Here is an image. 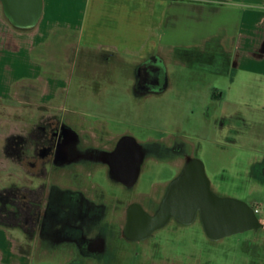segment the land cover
Segmentation results:
<instances>
[{
	"label": "rangeland",
	"instance_id": "rangeland-1",
	"mask_svg": "<svg viewBox=\"0 0 264 264\" xmlns=\"http://www.w3.org/2000/svg\"><path fill=\"white\" fill-rule=\"evenodd\" d=\"M56 37L38 51L48 58L42 63L44 69L64 82L65 88L51 103L62 106L27 104L20 95L21 102L17 104L0 102V188H20L22 198L28 200L29 189L47 185L50 179L68 184L69 178L59 170L51 171L47 177L36 175L31 164L34 136L51 116L64 118L76 129L82 121L107 138L130 133L142 142H179L186 153L203 163L216 195L259 206L258 216L262 218L257 229L217 240L206 235L201 219L196 218L179 229L166 253L186 264H264V175L259 168L264 162V75L228 68L220 61L210 63L206 56L193 51L177 50L165 62L167 88L160 93L138 94L133 89L137 75L131 68L134 59L117 58L106 66L98 61L86 69L77 48L66 46L65 40ZM213 92L222 99L212 100ZM11 135L28 140L21 158L6 154ZM148 166L133 192L149 190L157 177L164 184L159 189L163 191L178 176L172 161ZM73 180L80 186L78 175ZM85 181L102 182L106 193L124 195V190L105 175L85 177ZM45 195L46 192L42 194L43 205ZM31 236L25 228L0 226V264H85L75 247L70 251L64 244L51 250L44 237L38 233ZM124 261L142 262L135 253L128 254Z\"/></svg>",
	"mask_w": 264,
	"mask_h": 264
},
{
	"label": "flooded vegetation",
	"instance_id": "flooded-vegetation-1",
	"mask_svg": "<svg viewBox=\"0 0 264 264\" xmlns=\"http://www.w3.org/2000/svg\"><path fill=\"white\" fill-rule=\"evenodd\" d=\"M136 85L138 94L165 90V63L160 59L141 63ZM220 96L213 92L210 97L217 101L222 99ZM39 130L32 145L35 174L51 176V171L59 170L70 181L60 185L50 179L47 185L32 188L36 205L30 226L32 238L38 233L51 250L64 244L70 251L75 247L85 264H125V257L131 253L140 257L139 264H186L166 253L167 245L181 227L200 218L199 214L192 221H183L173 214L161 213L172 181L159 191L164 184L157 177L149 190L133 192L151 163L158 166L172 161L179 176L186 163L195 159L185 152L183 144L142 142L130 133L107 138L83 123L76 129L58 115L47 118ZM259 168L264 175V162ZM98 174L121 187L124 195L106 193L102 182H84L85 177L94 179ZM74 175L80 177V186L74 183ZM259 213L256 215L260 222ZM193 257L191 253L189 258Z\"/></svg>",
	"mask_w": 264,
	"mask_h": 264
},
{
	"label": "crops",
	"instance_id": "crops-1",
	"mask_svg": "<svg viewBox=\"0 0 264 264\" xmlns=\"http://www.w3.org/2000/svg\"><path fill=\"white\" fill-rule=\"evenodd\" d=\"M55 36L77 48L86 69L127 57L137 78L144 61L165 63L183 50L264 75V0H42L33 28L15 26L0 0V102L17 104L20 95L27 104L62 106L51 103L64 82L44 69L48 58L38 51Z\"/></svg>",
	"mask_w": 264,
	"mask_h": 264
},
{
	"label": "water",
	"instance_id": "water-1",
	"mask_svg": "<svg viewBox=\"0 0 264 264\" xmlns=\"http://www.w3.org/2000/svg\"><path fill=\"white\" fill-rule=\"evenodd\" d=\"M4 12L15 26L33 28L38 22L42 0H1ZM163 214H173L183 221H192L199 214L204 230L212 238L257 229L259 219L244 201L220 197L210 187L203 163L188 161L168 188L162 204Z\"/></svg>",
	"mask_w": 264,
	"mask_h": 264
},
{
	"label": "trees",
	"instance_id": "trees-1",
	"mask_svg": "<svg viewBox=\"0 0 264 264\" xmlns=\"http://www.w3.org/2000/svg\"><path fill=\"white\" fill-rule=\"evenodd\" d=\"M28 140L22 135H11L6 142V154L9 157L21 158L23 148ZM20 188H0V226L25 228L30 231L32 216L36 212L33 189H29L30 199L22 198ZM31 232V231H30Z\"/></svg>",
	"mask_w": 264,
	"mask_h": 264
},
{
	"label": "built area",
	"instance_id": "built-area-1",
	"mask_svg": "<svg viewBox=\"0 0 264 264\" xmlns=\"http://www.w3.org/2000/svg\"><path fill=\"white\" fill-rule=\"evenodd\" d=\"M260 207L259 206H255L254 207V211H255V213L257 214V213H259L260 212Z\"/></svg>",
	"mask_w": 264,
	"mask_h": 264
}]
</instances>
